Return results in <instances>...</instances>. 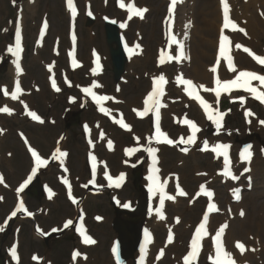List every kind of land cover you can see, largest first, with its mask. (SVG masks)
I'll use <instances>...</instances> for the list:
<instances>
[{"label": "rangeland", "instance_id": "374dc122", "mask_svg": "<svg viewBox=\"0 0 264 264\" xmlns=\"http://www.w3.org/2000/svg\"><path fill=\"white\" fill-rule=\"evenodd\" d=\"M25 1L0 0V108L5 107L4 88L10 90V92L12 91V86L6 87L13 81L11 68L14 57L13 53L9 52L8 49L11 47L14 50L15 33L20 23L23 25L25 35V52L22 57V67L26 74L21 81L22 90L25 92L37 84L47 90H51L45 99L38 98L36 94L26 98V94H22L21 101L25 102L28 99L34 101L33 107L27 112L28 115L30 112H35L43 122L26 116L23 113V109L18 114L16 112H0V130H2L0 131V175L3 176V183H0V197L3 198L0 199V226H2L6 214L15 207L16 200L20 195L24 197L28 207L36 212V220L19 218L8 227H4V231L0 235V264H8L10 262L9 248L12 247L11 244H16L18 240L20 242L19 252L24 255L23 264H75V262L72 263L71 252L72 249L77 247L90 256L88 260H82L83 263L108 264L109 262L115 264L114 254L112 253L111 255V247L118 233L113 228V222L117 217L116 207L112 200L113 196L116 195L115 198L119 200L117 203L118 208H121L126 204L125 202L131 200L132 203L129 206L130 209H133L136 207L141 194H143V189L147 187L146 162L150 154L146 149L158 145L154 134L153 111L148 112L144 119H136L132 114L126 113L125 116L129 117L132 122L131 125L135 128L133 132H125L117 123L110 121L112 123H110L111 129L116 134V136L113 134V137L116 139L118 146L114 155L108 154L105 150V140L100 141L99 137H97L93 141L99 147V153L102 154V159L110 168L112 175L120 176L121 173L125 174L122 185L116 188L113 187L110 181L108 182L104 179L103 185L100 186V189L102 188L100 191L104 194L95 196L90 194L85 186H80L86 185L90 179L88 165L84 162H86L88 150L91 146L87 141V136L85 140L82 125L84 122L90 121L93 123L92 125L98 126L101 132L106 133L108 130L107 120L109 118L104 117L105 113L92 105L88 95L83 93L81 88L89 86L91 82L96 81L93 80L95 76L91 72L92 51L98 50L102 53L105 61V68L98 79L102 87L99 92L107 93L111 96L118 89L124 95L123 98L126 97L129 100L132 97L139 96L137 101L140 102L144 94L152 89L154 79H150V74L147 75L146 72V70H152L150 73L155 75L154 77H159L161 74L164 76L168 75L170 82L168 97L172 102H179L182 99L177 89V75L182 68V64L175 61L171 63L169 68L165 69L162 64L159 65L157 62L167 37V21H163L167 12L166 2L164 0H139L140 3L150 9V13L146 20L140 21L138 19L132 22L125 35L131 43L134 41L138 42L140 47H142V54L136 57L134 71L130 72V60L122 80L116 83L104 22L105 14L118 19L120 22L124 20L125 14L116 10L115 0H105L104 2L95 0V18L87 14L86 5L88 1L78 0L82 14L77 19V33H79L80 37L77 48L80 59L83 60L85 66L77 71H71L68 66L67 52L71 47L69 40L70 18L65 9L64 0H37L32 3V11L22 5ZM159 6L162 8L158 11ZM21 7L24 9V13H28V16L24 14L19 17ZM83 7L85 8L83 9ZM194 15L199 20L202 18L198 10H195ZM44 17L50 21L51 28L45 40L38 44V31ZM192 18L195 19L194 17ZM191 25L192 23L189 26ZM54 46L56 48L54 50L57 52V54H54L55 57L50 56ZM213 53L215 52L213 51ZM150 56L152 64L140 68L144 64V59H149ZM52 60L57 64L56 70L60 73L59 76H56V84L59 85V91L53 90L50 77L48 78L41 73L46 63L50 66L53 65ZM212 61L213 59L209 61V64ZM35 62L39 65L36 66ZM262 70L264 71L263 68ZM62 71L66 75H62ZM114 95L117 96L116 94ZM179 106L184 109L182 110L183 114L180 115L183 117L188 116L189 120L199 122L202 126L200 141L193 149L187 145L180 147L162 145L158 151L161 159L160 166L165 172L172 170V174L175 173V175H180L183 178L184 172L181 167L186 165L184 167L185 171H187L188 179L186 178L187 182L184 181L185 185L178 180L172 181L181 183L187 193V195L182 197L180 204L176 205L180 207V210L178 212L175 210L176 202L167 203L164 212L169 214V220L164 222L161 230H157L154 227L155 221L152 218V214L140 215L134 218L126 214L121 216L124 221H129L132 224H142L144 227L153 229L154 233H156V238L159 240L157 242L159 246L156 247V250L161 247L165 249L166 254L164 258L163 256H160V259L158 257V264H174L173 260L175 259L178 263L179 257L182 262V256L190 250H187V240L205 211L206 202L196 193L200 182L208 183V186L215 188L217 200L222 205L221 212L216 214L214 220L225 216L229 225L232 221H244L248 215L249 227L255 222L263 221L262 223H264V216H261V213L264 214V165L262 166L264 164L262 160L264 156V131L254 127L248 120V116L260 120L263 119L264 108L255 102L245 104L231 102L226 99L223 110L224 115L221 118L218 130L216 123L213 121L195 115L193 112L195 107L185 103H179ZM109 108L114 109L113 102L109 105ZM15 110L19 111L18 106ZM174 113L173 115L167 110L162 126L169 134V137L176 140L183 134L187 135L188 130L183 120L176 119V117H180L179 113ZM246 113L248 114L246 115ZM21 132L25 133L31 139L33 145L36 148L39 147L43 156L47 158L54 156L57 145L68 149L69 155L65 157V160H67L71 170H73V174L68 178L66 177L65 180L70 181L71 185H73H70L71 190L62 181L65 174L60 170L61 164L56 163L55 165L38 168L36 171L41 183L44 186H50L54 193L50 195L41 191L39 194L37 188L34 187L25 193L16 191L21 181L27 177L28 172L36 167L34 163L32 167L29 154L20 138ZM137 134L141 135L143 139L136 145V156L129 158L130 155H125L124 151L127 146H135ZM249 139L250 149L256 155V161L251 166L239 163L238 160L243 142ZM97 140H99V143H97ZM205 141H207V150H204ZM209 142L214 143V145L218 143L228 145L236 160L235 167L238 176L242 178L239 184L244 189V199L239 203V205L244 207V210H241L244 213L243 216L241 214L238 216V213H241L239 211L237 215L235 213L236 204L232 202L230 194L234 186L233 183H223L220 181L221 176L217 175V172L223 168V162L220 155L212 150L214 147H211ZM76 145H79L78 148H76ZM83 147L85 150H82ZM184 148H187L188 151H182ZM81 152L83 161L79 162L78 156ZM15 157L17 158L15 159ZM55 159L57 161V158ZM24 160L27 162L25 163ZM125 160L127 161L124 162ZM76 168H79L84 173L79 174ZM174 168L177 171L173 170ZM245 169H251V171L245 174ZM208 173L209 175H207ZM196 176L199 183L195 180ZM248 178L253 181L247 182ZM170 186L172 191L175 192L172 183ZM248 187H251V189H248ZM67 189L70 190V195H72L74 190L76 195H78V200H81L84 206L83 211L87 215L86 223L92 234L95 235L96 246L90 248L81 246L78 233L73 228H68L60 236H53L48 241V244L42 238L41 233L46 234L55 227L61 228L64 226L66 218L75 217L78 209L74 206L72 198L70 201ZM87 192L89 196H87ZM156 209L157 205L155 203L151 212H155ZM230 210L233 211V214H230ZM96 216L101 218L99 219L100 222L96 220ZM174 217L180 218L179 223L174 222ZM35 223L37 224V231L34 229ZM172 225L177 231L176 245L167 242L169 235L167 228ZM259 226H253V229H248L254 233H257L259 229L264 230L263 224ZM159 231L161 232L159 233ZM189 232L190 236H188ZM17 234H19V239L16 238ZM159 234L161 235L160 239ZM238 237L239 241H247L249 243L247 238H245L246 236L239 235ZM261 237L262 241H264V231ZM208 245H210V240ZM180 246L181 249H179ZM156 250L152 258L156 257ZM31 253L40 255L45 261L38 260L30 263L28 260ZM262 257L261 261L255 260L254 263L264 264V253ZM127 264L136 263L133 260H129ZM200 264H208L206 256H204Z\"/></svg>", "mask_w": 264, "mask_h": 264}, {"label": "bare ground", "instance_id": "6f19581e", "mask_svg": "<svg viewBox=\"0 0 264 264\" xmlns=\"http://www.w3.org/2000/svg\"><path fill=\"white\" fill-rule=\"evenodd\" d=\"M87 1H88L87 5H89V3L92 0H87ZM32 3H33V0H29V1L26 0L23 5L28 10L32 11L33 10V4ZM128 3H130V0L128 1ZM228 3L230 6V11H229L230 19L236 20L239 24V29L243 28L245 30L244 32H241L239 30L235 31V30L228 29V28L223 29V8H222V5L220 3V0H177L176 3L173 5L175 7L174 12L176 13V16H177V19H176L175 24H174L175 34L173 36L183 45V55H184V57L180 60L181 61L180 63L182 64L181 65L182 68L179 71V75H178L179 77H180V75H186V76H182L181 78H190V79L198 82L200 85H204L205 88H207V89H213L212 88V86H213V71L211 69L213 68L214 60L216 59L220 35L222 32L230 34L232 36L233 41H232L230 51L227 52L226 55L222 56V58H221L220 72H219L221 79H225L222 77H227V78L230 77L231 78L239 70H255L252 68H245L246 65H249L250 67H255V68H261L262 67V66H260V64H258L255 61V59H254V61L251 60V58H249V56H252V55H250L248 52H245L243 49L246 47V48L250 49L251 52L254 53L255 55L264 56V44H263L264 43V0H228ZM161 6H159L158 11L161 10V8H162ZM84 8L85 7H83V9ZM195 10H198L201 13L202 18H200V20L198 19V17L197 18L195 17V15H194ZM24 14H25V16H28V13L27 12L24 13V9H23L21 11L20 15H24ZM192 17H194L195 19H193ZM136 20L137 19L135 18L132 22H134ZM90 21H92V20H90ZM190 22L192 23L191 26H189ZM162 25H163V23H162ZM22 28H23V25H22ZM245 33H247V34L245 35ZM151 35L153 36V34H151ZM77 36H78L77 38L79 41L80 40L79 33ZM127 44H128L126 46L127 51H129L130 49L133 50L136 48V47L133 48V46L131 45V43L128 40H127ZM190 44H192V45H190ZM237 44L242 45V47L237 48L236 47ZM173 45H174V48L176 50L180 51L178 44H173ZM23 50H24V45H23V48L21 50L22 53H23ZM135 50L137 51V56H135L131 59L130 72L134 71V67H135V63H136V57L139 56V50L141 51L142 48L139 47L138 49H135ZM213 51L215 53H213ZM72 53H73L72 48L70 47L69 53L67 52V54L70 55ZM54 54H55L54 50H52V52L50 53V56L55 57ZM92 54H93V59H94L95 63H99V61H97V60L98 59L100 60L101 56H102L101 61H102L103 65H105L104 64L105 63L104 57H103V55L100 54V51L97 54L93 50ZM148 54H149V52H148ZM228 55L231 56V59H234L232 69L229 68V64H228V61L226 58ZM188 59H190V60H188ZM211 59H213V62L211 64H209V61ZM17 63H19V65H20L19 70H17V68H16ZM35 64H36V66L39 65L36 62H35ZM68 64H69V60H68ZM150 64H152L151 56L149 59L148 58L144 59V64H142L140 66V68L145 67V66L147 67ZM21 65H22V60L17 58V57H14L13 63H12V68H11L13 81L11 82L10 85H6V87L12 86V91L10 93H8V95H6V98H12L11 93L16 90L17 84H19L20 89H22L21 88V81H22L23 76H25L26 71H25V74L22 72ZM47 65H48V63L45 64V68L43 67L42 72H41V73L45 74L46 77L49 78L51 76V74L53 76H59L60 75V73H58V71L56 70L57 64H53L55 66L51 70L49 67L46 68ZM164 67H165V69H167L170 67V65L165 64ZM69 68H70V66H69ZM150 71H152V70H146L147 75L150 74L149 78L152 79V78H154L155 75L150 73ZM62 73H63L62 75H65L64 71H62ZM99 74H95L94 78L96 81L91 82L92 85L87 87V88H91L93 93H97L102 88L100 83L97 80L101 77V74L100 75ZM42 77H43V75H42ZM165 78L167 80H169L168 75L165 76ZM93 85H96V86L93 87ZM153 86H154V84L152 85V89H153ZM83 88L84 87L81 88V91H83ZM152 89H151V91H152ZM168 89H169V85L164 86L163 87L164 94L160 97V103H161V105H163L159 109V122L160 123L163 120H165V115H166L167 110H169L171 112V114H173V115L175 114L174 112L179 113L180 117H176V119L177 118L181 119V117H182L184 120L185 119L189 120L188 116L183 117L182 115H180V114H183L182 110H184V109H182V107L179 106V103H181V104L185 103V104H188L190 106L195 107L194 108L195 110L193 111L195 113V115L200 116V117H205V114L201 110L200 106L195 101H193L192 99H190L189 97H187L184 94V87L180 83L177 85L178 92L182 97V99L179 102L178 101L172 102L170 100V98L168 97V94H166V92H168ZM50 90H47L46 88H43L42 86L37 84V85H34L33 88H29L27 91H25V93H26L25 97L29 98L33 94H36V95H38V98L45 99L48 97V92ZM203 90H204V88H203ZM150 92L145 93L142 100L140 102H138L137 99H139V96L138 97L135 96V97H132L131 99L127 100V98L126 97L123 98L124 95L121 94L120 91H118V89H116L114 94H116L117 96H115L114 94H111V96H110L111 99L106 100V101H104L98 105L99 110L101 107L106 109V111H104L103 113H105L104 116H106V118L107 117L109 118V119L107 118L108 119L107 120L108 121L107 132L102 133L98 129V126H96L95 124L92 125L93 123H91L90 121H87V125L89 126L88 131H87L88 132V136H87L88 139L90 141H93L97 137L104 138V140L106 141L104 143L105 144V150L108 152V154L114 155V153L118 149L117 148L118 146H117V144L115 146L114 145L111 146V148L108 146L109 141L114 143L116 140L113 137L114 135L116 136V134L111 129L110 123L111 122L113 123L115 121L122 129L125 130V132H127V131L133 132L135 128H133V126L131 125L132 122L130 121L128 116H124V115H126V113H127V114H132L133 116L136 117V119L141 118L142 116H140L138 113L144 110V107H145L144 101ZM205 92L209 93L213 97L212 91H205ZM22 94H24V91L23 92L20 91L17 94V96L18 95H20V96L17 98L18 100L15 101V104L18 105L20 103V106L22 108H24V112H28L31 105L34 103V101H32L31 99H28L25 102L21 101ZM90 96H91V93H90ZM7 102L10 103L9 100H7ZM112 102H113L114 109L109 108V105ZM176 104H178V105H176ZM9 105H11V103ZM154 115L156 117L154 119V123H155V125H157V116H156L155 111H154ZM121 120L123 121L124 124L129 125L130 128L123 127L121 125V123H119ZM248 120L252 125H254V127H257L259 129H261V131H264V124L261 123V121H264V118L260 120V119L253 118L252 116H248ZM200 134H201V132H199V134L197 136L199 137ZM45 135H46V133H45ZM142 139H143V137L141 135L137 134L136 135L137 143L135 144V146H127L125 151H124L125 155H128V151H127L128 149H135V151H133V153L130 155L129 158L135 157L136 156L135 155L136 154V145H138L139 141ZM198 140H199V138H198ZM28 141L31 143L30 139ZM44 142H45V140H44ZM90 143H92V142H90ZM209 144L211 145V147L215 146L214 143H212V142H209ZM218 144L222 145L221 143H218ZM218 144H216V145H218ZM78 146L79 145H76V148H78ZM153 148L157 149L158 151L160 150V146H158V145L154 146ZM58 149H60V146H58ZM82 150H85L84 147ZM89 152H90L89 155L94 154L97 156L93 155L96 158L95 159V164H96L95 174L92 175V179L88 180V182L93 181L92 183H95V181H96L95 179L97 177H99L100 175L105 174V173H107V175H106L107 177L110 176L111 175L110 173H112V172L109 170L110 168L106 165V163L102 160V154L99 153V147H97V145L93 144L91 147H89ZM216 153L219 154L223 158V155H222L223 150L222 149L220 150L219 153L218 152H216ZM67 155H69V152H67ZM231 156H232V153H231ZM60 157L61 156H59V159H60ZM155 157H156L155 163L153 162V156L150 160H148L146 162L147 163L146 172H147L148 176L150 174H152V169H156L155 166L158 167L160 164L161 159H160V156L157 155V151L155 153ZM16 158L17 157H15V159ZM78 159H79V162L83 161L82 152H81V154H79ZM240 159H241V157H240ZM127 160H125L124 162H126ZM262 160L264 162V156H263ZM229 161H230L229 168H230V166H233V162L235 165L234 159L231 161L229 158ZM254 161H256V155L255 154H254V156L252 154V158L250 160H245V162H246V164H248V166H251V164H253ZM24 162L26 163L27 161L24 160ZM84 163H86V162H84ZM64 165L67 167L68 164L67 165L64 164ZM263 165L264 164H262V166ZM90 166H92V165L90 164ZM184 166H186V165H184ZM184 166L181 167V170H183V172H184L183 178L180 175H175V173L172 174L171 173L172 170L165 172L164 169H162L161 171L156 169L157 171L155 172V175L157 176V179L159 180V182H161L165 185L166 193L168 195L175 197L174 200H168L167 199L166 202H168V201L169 202H176L175 210L177 212L180 210V207L176 206V205L180 204L183 196L179 195L177 191H175L174 193L171 192V189L169 186L171 185V183L173 184V186H176L178 184V182H175V183L172 182L173 180H178L185 185V182H187L186 178L188 179V176H187V171H185ZM76 169L79 171V174L84 173L79 168H76ZM23 170L25 171V169H23ZM173 170L177 171L176 168H174ZM223 170H224V165H223L222 171ZM68 173H69L68 176L70 177L73 174V170H68ZM207 175H209V173ZM233 175L236 176V173L234 171H233ZM124 177H125V175H124ZM221 177L222 178H220V181H226L227 183H230L231 179L227 178L224 174H222ZM169 180L171 182H169ZM195 180H197V182H198L197 176H196ZM149 182L150 181L147 179V184ZM200 183H202V182H200ZM120 185H121V182H120ZM66 186H67V184H66ZM80 186H85V185H80ZM69 187L71 190V186H68V188ZM148 187H149V185H148ZM28 189H29V187L27 188V190ZM148 190H149V188H148ZM182 190L184 192L186 191L184 187H182ZM72 192H73L72 195L69 194V198L71 201V198L74 197V199L72 201V202H74V200H76L78 195H76L74 190ZM152 194H153L152 201L156 200L157 201L156 203L159 206L160 205L159 204V193L154 194L152 192ZM87 196H89L88 192H87ZM213 201L216 202V198H214ZM129 202H131V200ZM81 207H82V205H81ZM162 210H163L162 212L164 213V211L166 210V207L164 206V208ZM241 210H244V207L239 205V204H236L235 205L236 215H237L238 211L241 212ZM261 214H262L261 216H264L263 213H261ZM238 216H240V213H238ZM18 217H16V218H18ZM215 217H216V215H213V214L208 215V225H207V229L205 231L206 234L204 236H202V238H201L203 241V250L201 251L200 256L203 254L204 250L207 249L206 248L207 240L209 238L213 237L217 227L221 228V226L226 225V227L224 228V231L226 230L224 233V239H225V243L227 245V252H229L231 254L232 260L236 262L235 264H253L254 260H259V261L262 260V258H263L262 254L264 253V242H262L261 236H262V232L264 230L259 229L257 231V233H254V232L250 231V229H253L254 227H260L259 226L260 224L261 225L263 224V226H264V223H262L263 221L252 223V226H251L252 228H251V227H249L250 222L247 220L248 215L246 216L244 221L243 220H240L239 222L238 221L237 222L232 221L231 223H229V225L227 222L228 220L225 216H223L222 218H218V219L214 220ZM152 218L155 221L154 227L157 230L158 229L161 230L162 225L164 226V222L165 221L168 222L169 214L164 213V218H161L160 215L156 212L153 214ZM177 218H179V217H174V222H176V223H177ZM70 220H72V223L76 228H78L79 230H82V231L84 230L85 219L80 216L79 212H76L75 217L71 218ZM67 221H69V218L65 219L66 223H67ZM179 221H180V218H179ZM244 223H245V226H244ZM239 226H241V227H239ZM196 228L197 227H195L194 230L191 232V236H190V232H189L188 236H190V238L187 240V250L191 249V241L195 235ZM248 228H250V229H248ZM173 229L174 228L172 225V226L167 228V232L173 231ZM150 232H151V236H152L151 240L149 242L144 243V250H147V252H146V255H145L146 257L144 258L143 264L155 263L157 261V259H156L157 257L152 259L151 255H153L155 253L156 247L159 246L157 243L159 240H158V238H156V233H154L153 231H150ZM160 232L161 231H159V233ZM239 235H242L244 237L246 236L245 238H247V240L249 241V243L246 244L247 247L244 248L243 252H241L240 249L236 246L237 242L242 243L239 241V237H238ZM160 238H161V235L159 234V239ZM177 238H178V236H177ZM177 238H175L173 245H176ZM165 244H166V242H165ZM19 248L17 251H19ZM179 249H181V246L179 247ZM161 250H162V248L158 247L156 250V254H158ZM17 251H16V257H13L12 255H10V258H11L10 264H18V263L20 264L23 262L24 255L19 254V258H18L17 253H19V252H17ZM209 251H210V253L212 252L211 247L209 248ZM33 255L34 254L31 253L30 257H32ZM184 257L182 256V260ZM213 257H214V255H213ZM82 258H83V255H81L80 258L77 259V262L81 264L82 262H80V261L82 260ZM174 258H176V257H174ZM178 260H179L178 261L179 264H185V261L181 262L180 257L178 258ZM173 261H174V264H177L176 259ZM108 264H111V263L108 262Z\"/></svg>", "mask_w": 264, "mask_h": 264}, {"label": "snow or ice", "instance_id": "6c2138e0", "mask_svg": "<svg viewBox=\"0 0 264 264\" xmlns=\"http://www.w3.org/2000/svg\"><path fill=\"white\" fill-rule=\"evenodd\" d=\"M13 2H15V0H13ZM173 5L176 3V0H172ZM220 3L222 5L223 8V29H227L230 27L233 29H236L238 26L230 19L229 16V11H230V6L228 3V0H220ZM67 5L68 8L70 9L71 13L73 16H75L77 14V9L74 6V0H67ZM122 8L125 7L124 3L121 2L120 5ZM127 10L129 12V19H131L133 16H138L140 18H143L144 13L147 11L146 8H137L135 7L134 3L133 4H129L127 6ZM171 8L169 9V11L171 12ZM89 15H91V12L88 13ZM122 27L124 25H121ZM44 27H47V24L45 23ZM239 31L244 32L245 30L243 28H240ZM247 33H245L246 35ZM73 40H75V36H73ZM228 42H229V38L223 34H221L220 36V40H219V51H220V55L221 56H225L226 53L228 52ZM171 43L173 44H178L179 48H180V55L174 57L175 59H180L183 56V45L173 36L171 39ZM136 48H139L140 45L137 44L135 46ZM237 48H241L242 45L237 44L236 45ZM245 52H248L250 55H252L254 57V59L256 61H258L260 64L264 65V56H258L255 55L254 53L251 52L250 49L248 48H244L243 49ZM9 52H12L14 55H18L19 51H20V30L19 28L17 29L16 32V48L15 51L10 47L8 49ZM130 54H131V49L129 50ZM227 61L229 64V68L232 69V59L231 56L228 55L227 57ZM169 59H173V57H169ZM164 58L163 56L160 59V63L163 64ZM16 68L17 70L20 69V65L19 63L16 64ZM213 72H216V68L213 67L211 69ZM234 70V69H233ZM252 80H258L261 82L262 85H264V75H259L255 72H251V71H240L239 75L236 76L235 79L233 80H227V81H223L221 82L219 79H217L215 81L216 83V87L213 89H207L205 88L204 85H200V88H204L205 91H213L215 92V95L217 98L220 97L221 95V91L224 92H228L231 88L236 87V88H243L244 90L252 93L256 99L260 100L261 102H264V92H260L258 91L257 87H253L251 85V81ZM177 81L180 84H184L187 85V87L184 89L185 92L190 96H194V93L196 91V87L193 84V81L190 79H182L181 77H177ZM166 83V79L165 76L163 74H161L158 78L154 79V84L155 86L153 87L152 91L148 94L147 98L144 101L145 107L144 110L139 112L138 114L140 116H144L146 113H148L149 111H155L156 112V116H157V125H156V139L157 142H159L160 137H163L164 140L168 143V144H173L175 143L172 139H169L167 137V134L164 133L163 131H161L160 126H159V109L160 107H162L163 105H161L160 103V97L164 94L163 91V85ZM96 85H93V87H95ZM53 87L56 88L57 91H59V88L56 87L55 84V80H53ZM21 91L19 84H17L16 86V90L14 92L11 93V96L13 99L17 98V94ZM84 91L86 93H91L93 96V99L97 102V104H101L103 101H106L108 99H111L110 97L107 96H98L95 93L92 92L91 88H85ZM4 94L8 95V91L5 89L4 90ZM196 100H198L200 102V104L202 105L204 111L207 113V118L210 121H213L214 123H216L218 130H219V125H220V121L222 116L224 115L223 113L217 111L215 113H213V111L211 110V106L204 101L200 96L195 95L194 97ZM243 99V98H241ZM100 111L104 112L106 111L105 108L101 107ZM0 112H7V113H11V109L8 107H3L0 108ZM248 113H246L247 115ZM29 115L34 119V120H38L40 122H43L41 120V118L35 113V112H30ZM186 124L191 125V129H192V135H190L187 138V141H184L183 138H181V143H188V144H192L195 142V133L197 131H199L197 125L188 119H185L184 121ZM119 123H121V125L125 128H130L129 125L124 124L123 121L121 120ZM262 124H264V121H261ZM2 131V130H0ZM108 146L111 148L112 146V142L109 141ZM228 145H215L214 148L212 149L213 151L216 152H220V150H223V156H224V175L231 177L232 179H236L237 177L233 175V173L231 172L230 168H229V157H228ZM250 147L251 146H246L244 148V150L241 152V159L242 160H250L252 153L250 152ZM204 150H207V141H205V148ZM128 154L131 155L133 153V151H135V149H128ZM146 151L151 154L153 156V162H156V157H155V153L157 151V149L149 147L146 149ZM182 151L187 152L188 149L184 148L182 149ZM32 152V156L35 157V164L36 167H34L32 169V173L33 175H35L37 169L42 165V164H46L47 161L42 159L41 156L37 153V151L35 149H31ZM57 152L59 154V156L63 157L66 156L67 153L60 151L59 149H57ZM94 163H93V174H95V168H96V164H95V157H92ZM157 170L156 169H152V174H150L147 179L149 181H151L152 183L149 185V191L155 193H159V204L160 207L156 209L157 213L160 215L161 218H164V213L162 212L165 200H174L175 197L168 195L165 191V185L161 182H159V180L157 179V176L155 175V172ZM245 171H248V169H245ZM105 175H107V173H105ZM32 179V176H29L27 180L24 181V183H22L19 188L17 189L18 192L23 191V189L25 188V186L29 183V181ZM108 179L111 181L113 178L111 176H108ZM124 180V174L121 173L120 176L116 179L115 183L116 186L119 187L120 186V182ZM93 181H89V183H92ZM0 183H3V176L0 175ZM65 184H68V181L65 180L64 181ZM85 187H87V185H85ZM205 192V188L202 185L201 186V193ZM71 194V193H70ZM178 194L181 196H185L187 195L186 192H184L182 189L178 190ZM206 194L211 197L213 195V193L211 191H207ZM51 195V193H50ZM235 198L238 200L240 199L239 196V191L235 190ZM0 199H3L2 197H0ZM129 205L125 204L124 207H128ZM25 206L23 204V202H20L18 208L16 211H13L11 213V216L9 217V219H11V217H15L17 215V211L19 210H24ZM216 209L215 204H210L209 205V210H213ZM218 210V209H217ZM241 216L244 215L243 211H241ZM28 215L31 216L32 213L28 212ZM97 219H101L100 217H97ZM208 220V215L207 213L204 215L203 218V222H201L199 224V226L196 228L195 230V235L191 241V251L188 252V254L184 257V261L185 264H191V261L195 260V258L197 257L199 248H200V240L202 238V236H204L205 233V226H206V222ZM179 222V218H177V223ZM5 223H7V221H5ZM70 224H72V221L69 220L67 221V223L64 225V227H68ZM226 227V225L221 226V228L216 232V235L214 237L215 239V246H216V255H215V260H214V264H235V262L232 260L231 258V254L227 251H225L222 242H221V234L224 231V228ZM0 231H4L3 228H0ZM81 235L83 236V241L86 244H93L95 243V241L89 236L87 235L84 231L81 230ZM172 240V236L169 235V241ZM241 252L244 251V245L237 242L236 245ZM113 252H116V249L113 248ZM11 254L13 257H16V250L15 247H13L11 249ZM74 255H79V253H75ZM161 255H163V251H161ZM33 259H37V257H33Z\"/></svg>", "mask_w": 264, "mask_h": 264}, {"label": "water", "instance_id": "95a60500", "mask_svg": "<svg viewBox=\"0 0 264 264\" xmlns=\"http://www.w3.org/2000/svg\"><path fill=\"white\" fill-rule=\"evenodd\" d=\"M107 37L108 42L111 46L113 44H117V48H112L111 54L113 58V64H114V73L116 80H119L122 76V74L125 72V65L127 62V59L124 55L123 51V43L120 39L119 32L116 28L113 26L108 25L107 26ZM140 211L142 213H145L146 211V199L141 203ZM122 211H118V215H120ZM132 215H135V213H131ZM117 228L120 232V244L123 245L124 248V257L127 258L128 255H131L133 251L139 247V243L142 239V230L141 228H134L131 229L130 227L121 226L119 223L117 225ZM132 244L131 247H127V245ZM128 248V251L126 252Z\"/></svg>", "mask_w": 264, "mask_h": 264}]
</instances>
